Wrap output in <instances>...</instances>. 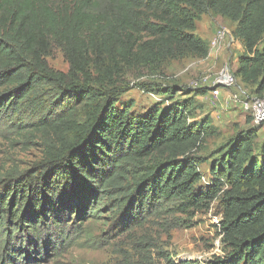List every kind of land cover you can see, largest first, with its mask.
<instances>
[{"label": "trees", "instance_id": "trees-1", "mask_svg": "<svg viewBox=\"0 0 264 264\" xmlns=\"http://www.w3.org/2000/svg\"><path fill=\"white\" fill-rule=\"evenodd\" d=\"M211 13L236 24L244 51L235 75L264 99V0H0V135L38 137L44 149L30 169L0 177V264L98 244L91 226L105 215L131 247H117L116 264H155V227L168 233L185 221L178 216L191 221L217 201L228 255L206 264H264L262 128L235 127L210 154L204 188V153L224 133L198 117L195 98L175 101L182 90L142 83L162 102L142 115L121 104L128 72L209 57L196 30ZM55 49L68 73L50 67Z\"/></svg>", "mask_w": 264, "mask_h": 264}, {"label": "rangeland", "instance_id": "rangeland-1", "mask_svg": "<svg viewBox=\"0 0 264 264\" xmlns=\"http://www.w3.org/2000/svg\"><path fill=\"white\" fill-rule=\"evenodd\" d=\"M236 24L226 18L214 14L204 15L197 23L196 34L208 41L211 45V52L207 59L186 58L172 60L167 63L164 70L157 74L147 72H128L125 77L126 85L131 90L121 98V104L132 103L133 111L136 114H146L153 106L162 102L163 97L143 92L137 85L142 83H156L163 88L176 87L182 90L175 98L184 101L186 95L194 97L200 110L199 118L207 115H214V123L223 130L224 136L220 139H213L209 142L204 157L208 163L201 167L204 180L202 187L207 188L210 179V168L212 162L217 159L210 157V154L232 137L236 131L247 125L254 126L253 118L243 113L241 108L229 100V94H236L247 100L256 97L250 88L248 92L240 82L236 87L223 91V98L218 105L210 102V93L205 96H197L195 93L201 89L195 88L197 82L205 78L212 81L215 77L229 67L234 73L238 68V58L243 53L242 42L235 36ZM226 34L224 41L217 40L221 32ZM264 46V38L260 48ZM50 67L56 71L68 73L70 66L64 54L55 49L53 55L48 58ZM204 89V88H203ZM247 91V96L244 95ZM120 105V104H119ZM122 105V106H123ZM239 119H242L238 122ZM255 127V126H254ZM260 142H264V125ZM31 138V137H30ZM44 149L38 137L28 140L26 143L16 134L6 136L0 135V177L11 170L24 171L30 169L35 163L43 159ZM185 220L182 225L168 233L162 231L161 227H155L153 234L157 238L159 250H153L155 264H168L162 255H169L173 263L179 264L183 261H192L197 264H206L215 257L228 255V250L222 242L219 234V223L222 219V208L220 201L213 204L208 212L199 213L191 221L184 216H178ZM118 225L112 216H102L101 220L91 226L92 234L99 239L98 244L93 246L80 240L78 244L69 249L52 252L49 249L47 255L38 259L37 264H116L120 259L117 247L130 250V246L124 243V238H118ZM221 243L218 253H215L216 243ZM84 243V244H83ZM101 246H100V245Z\"/></svg>", "mask_w": 264, "mask_h": 264}, {"label": "built area", "instance_id": "built-area-1", "mask_svg": "<svg viewBox=\"0 0 264 264\" xmlns=\"http://www.w3.org/2000/svg\"><path fill=\"white\" fill-rule=\"evenodd\" d=\"M225 37L226 34L222 31L218 35L217 40L222 42ZM209 80V78H205L201 82H197L195 88H208L210 93V102L213 105H218L221 101L224 90H230L231 88L236 87L239 83V79L236 77L234 71L229 67H225L220 75L212 79V81ZM229 100L233 104L239 106L243 113L250 115L253 118V123L255 125H264V99L254 97L251 99L247 98V100H245L236 94H229ZM220 248L221 243H216L215 253H218Z\"/></svg>", "mask_w": 264, "mask_h": 264}, {"label": "crops", "instance_id": "crops-1", "mask_svg": "<svg viewBox=\"0 0 264 264\" xmlns=\"http://www.w3.org/2000/svg\"><path fill=\"white\" fill-rule=\"evenodd\" d=\"M241 84H242V83H241ZM242 85H244V84H242ZM245 86H246V85H244V87H245ZM248 88H249V87H248ZM248 88H247V86H246L245 89L249 92L251 88H250V89H248ZM247 91H244V92H243L245 96H247V94H248ZM199 111H200V110L198 109V113H199ZM211 117H212L213 120H214V115H211ZM241 120H242V119H239L238 122L241 121ZM247 126H248L247 128H245V126H243L241 129H243V130H247V129H250V128L252 127L251 125H247ZM262 131H263V129H262V130L260 131V133H259V141L261 140V133H262Z\"/></svg>", "mask_w": 264, "mask_h": 264}, {"label": "clouds", "instance_id": "clouds-1", "mask_svg": "<svg viewBox=\"0 0 264 264\" xmlns=\"http://www.w3.org/2000/svg\"><path fill=\"white\" fill-rule=\"evenodd\" d=\"M255 125V124H254Z\"/></svg>", "mask_w": 264, "mask_h": 264}]
</instances>
